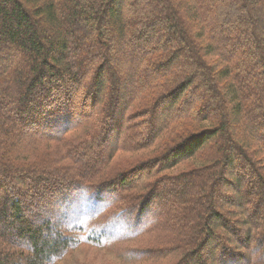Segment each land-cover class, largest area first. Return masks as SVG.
<instances>
[{"label": "trees", "instance_id": "16d2710c", "mask_svg": "<svg viewBox=\"0 0 264 264\" xmlns=\"http://www.w3.org/2000/svg\"><path fill=\"white\" fill-rule=\"evenodd\" d=\"M106 211L135 264H264V0H0V264Z\"/></svg>", "mask_w": 264, "mask_h": 264}, {"label": "rangeland", "instance_id": "374dc122", "mask_svg": "<svg viewBox=\"0 0 264 264\" xmlns=\"http://www.w3.org/2000/svg\"><path fill=\"white\" fill-rule=\"evenodd\" d=\"M182 170V169H181ZM102 214V215H101ZM107 211L89 220L85 224V231L82 243L73 251L71 255L65 257L59 264H135L134 248L142 245L143 241L138 238H123L117 229L121 226L115 220L110 221ZM101 229L113 231L114 236L118 237L114 241L99 242ZM123 238V239H122Z\"/></svg>", "mask_w": 264, "mask_h": 264}]
</instances>
